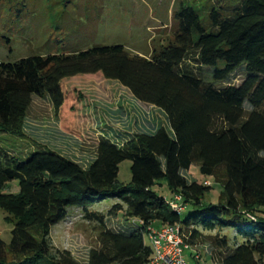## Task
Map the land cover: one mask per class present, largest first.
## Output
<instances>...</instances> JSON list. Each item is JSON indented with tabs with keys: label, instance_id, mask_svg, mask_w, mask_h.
<instances>
[{
	"label": "trees",
	"instance_id": "16d2710c",
	"mask_svg": "<svg viewBox=\"0 0 264 264\" xmlns=\"http://www.w3.org/2000/svg\"><path fill=\"white\" fill-rule=\"evenodd\" d=\"M211 2L206 21L194 7L180 6L173 42L149 57L112 46L0 62L1 134H23L33 97L48 98L63 118L73 110L63 85L75 78L116 83L168 123L121 145L99 138L86 167L50 149L12 155L0 147V190L18 183L17 193H0L12 225L9 244L0 238V264H149L144 237L151 224L178 226L192 247L201 232L215 231L211 255L220 264H264V0ZM126 160L128 185L117 180ZM192 165L222 184L216 205L204 203L211 185L185 177ZM161 181L171 199L181 197L180 214L153 190ZM104 198L118 201L106 216L121 213L130 228L105 230L103 248L91 251L87 263L52 247L51 230L68 209L104 226L103 215L88 212ZM226 230L234 245L221 236Z\"/></svg>",
	"mask_w": 264,
	"mask_h": 264
},
{
	"label": "rangeland",
	"instance_id": "374dc122",
	"mask_svg": "<svg viewBox=\"0 0 264 264\" xmlns=\"http://www.w3.org/2000/svg\"><path fill=\"white\" fill-rule=\"evenodd\" d=\"M180 6H192L206 21L211 0H0V62L14 63L32 56L68 54L94 47L121 46L127 53L149 57L153 49L173 42L177 24L173 13ZM190 64V62H186ZM243 77L233 78V84ZM73 110L62 117L55 115L46 97H33L21 136L0 133V147L12 155H21L38 148L50 149L86 167L95 159L99 138L121 145L133 136L168 128L163 112L134 101L126 90L102 78L71 79L64 85ZM68 106V107H69ZM249 110V107L245 105ZM72 132V133H71ZM131 161L119 165L117 180L128 185ZM222 171L218 179L222 178ZM190 181L211 185L204 203L216 205L222 199L223 187L214 177H205L192 165L184 173ZM153 190L167 200L172 194L164 181ZM12 182L0 193H17ZM118 201L104 198L88 208V212L104 216V226L83 217L81 209L71 208L67 218L52 228L51 245L67 250L73 259L87 263L93 250L103 248L101 234L105 230L120 232L131 222L122 214L106 216ZM188 215V207L185 212ZM0 210V238L9 244L11 224ZM123 226V227H122ZM216 232H201L194 248L183 254L186 264H214L207 254L213 249ZM225 235L232 245L233 232ZM239 239V238H238ZM145 245L149 241L144 237ZM231 245V246H232ZM196 252L200 260H195Z\"/></svg>",
	"mask_w": 264,
	"mask_h": 264
},
{
	"label": "built area",
	"instance_id": "2783aa9c",
	"mask_svg": "<svg viewBox=\"0 0 264 264\" xmlns=\"http://www.w3.org/2000/svg\"><path fill=\"white\" fill-rule=\"evenodd\" d=\"M168 204L178 214L184 209L179 195H174ZM145 237L152 251L149 264H186L183 254L192 246L184 241L178 226L151 224L146 228ZM194 258L200 260L199 254Z\"/></svg>",
	"mask_w": 264,
	"mask_h": 264
},
{
	"label": "crops",
	"instance_id": "0c3cea01",
	"mask_svg": "<svg viewBox=\"0 0 264 264\" xmlns=\"http://www.w3.org/2000/svg\"><path fill=\"white\" fill-rule=\"evenodd\" d=\"M154 108V107H153ZM194 248V247H193ZM197 253V252H196ZM213 260L214 264H220V261L218 260V256L217 254L214 253V255H211V251H209V253H207Z\"/></svg>",
	"mask_w": 264,
	"mask_h": 264
}]
</instances>
